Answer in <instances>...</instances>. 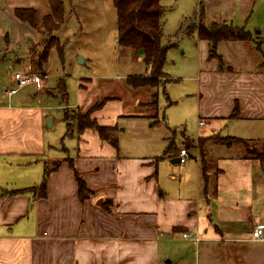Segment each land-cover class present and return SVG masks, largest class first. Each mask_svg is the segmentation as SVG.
<instances>
[{
    "label": "crops",
    "instance_id": "crops-1",
    "mask_svg": "<svg viewBox=\"0 0 264 264\" xmlns=\"http://www.w3.org/2000/svg\"><path fill=\"white\" fill-rule=\"evenodd\" d=\"M16 7L5 4L0 12L8 11L33 28L16 18ZM255 36L250 39L253 55L248 64L226 66L210 57L208 40L199 38V70L194 77L199 82V126L209 131L201 138L228 125L235 129L228 136L246 138L236 132L240 123L249 125L251 135L264 138V37ZM7 38L4 35L6 44ZM4 89L0 264H186L188 259L190 264H239L235 258L224 260L229 243L264 244L252 238L253 228L264 224L263 159L241 152L225 154L235 147L223 146L222 160L215 161L217 173L215 167L205 170L197 157L191 160V152L184 165H177L180 151L166 154L170 137L157 145L149 135L153 123L149 125L144 115L124 113L114 98L92 116L101 125L115 127L110 136L117 138L116 144L93 128L74 124L46 97L32 104V94L15 96L24 88L11 97ZM41 91L48 94L45 87ZM82 103L79 99L72 106ZM236 105L239 116L231 118ZM119 118L137 120L140 131L131 144L116 125ZM46 166L50 169L46 196L37 197L31 190L15 193L38 185ZM77 175L93 194L110 200L108 208L93 194L80 196ZM185 231L196 233L199 240L183 238ZM172 247L171 255L177 259L165 260ZM254 254L257 260L250 264H264V246Z\"/></svg>",
    "mask_w": 264,
    "mask_h": 264
},
{
    "label": "rangeland",
    "instance_id": "rangeland-1",
    "mask_svg": "<svg viewBox=\"0 0 264 264\" xmlns=\"http://www.w3.org/2000/svg\"><path fill=\"white\" fill-rule=\"evenodd\" d=\"M0 2V6L7 4L8 8L12 5L29 4L37 9L40 17L50 10L49 0ZM64 2L66 23L55 30V38L46 35V42L48 38L54 44L43 66L39 64V59L44 50V34L36 28L34 30L20 23L8 11L0 12V35H8V44L6 39L0 37V93L9 86L6 82L13 79L15 71H45L48 77L44 80V87L48 94L29 85L15 96L32 94V104L42 103L44 101L41 100L46 97V100L48 98L51 103L55 102V105L61 107L62 115L74 121V124H79L80 117L92 119L95 106L114 98V104H120L124 113L128 111L144 115L149 125L153 123L149 127V135L158 141L155 142L157 145L165 144V138L168 137L174 140L176 151H180L188 142L200 145L201 149L197 146L189 147L191 160L197 157L201 163L204 162L205 170L210 171L215 167L216 173L218 168L215 161L222 160L219 157L222 155L223 146L235 147L225 154L241 152L246 155L253 151L264 158V138L251 135L250 130H247L248 124L244 126L240 123L237 126L236 132H241L246 137L242 142L229 138L231 144L225 143L228 134H232L230 130H235L230 125L197 142V139L206 137L209 131H202L199 126V82L194 78L200 62L198 29L202 26L211 29L214 24L227 23L231 26H243L245 30H251V38L257 39L255 34H258L260 39L264 37V0H163L162 3L166 7L163 15V44L169 45L164 71L170 79L162 76L156 86H143L138 89L128 84L127 78L139 72L149 75L151 71L145 65L141 52L118 43V19L113 0ZM250 39L218 42L216 52L220 55L221 64H248L253 55L248 49L253 45ZM52 89H59L61 94L53 95L55 90ZM80 90H83V95ZM79 99H83V103L72 106L79 102ZM24 100H27V95ZM203 103L205 104L206 100ZM136 121L128 118H119L116 121L119 130L123 131L122 134L130 144L135 141V134L140 131ZM178 164L184 165V162ZM205 172L207 178V171ZM245 246L229 243L228 248L223 250L224 260L235 258L240 261L239 264L253 263L257 260L255 254L251 255L253 250L264 244L246 243ZM173 250L172 247L165 260L177 259L171 255H175ZM188 261L186 264H190Z\"/></svg>",
    "mask_w": 264,
    "mask_h": 264
},
{
    "label": "trees",
    "instance_id": "trees-1",
    "mask_svg": "<svg viewBox=\"0 0 264 264\" xmlns=\"http://www.w3.org/2000/svg\"><path fill=\"white\" fill-rule=\"evenodd\" d=\"M162 1L163 0H113L118 19V43L123 47L131 48L135 51L141 52L145 65L147 66L148 70L151 71L149 72V75L137 74L127 78L128 84H130L135 89L142 88L143 86L154 87L159 83V79L162 76H166L168 80L170 79V77H168L164 71V65L167 61V49L169 45L163 44V15L166 7L163 5ZM49 3V12L41 17L38 15V11L35 7L19 6L14 9V15L18 20L28 23L31 27L36 28L38 31L44 34V50L43 53L40 54V65L45 63L50 53L51 47L54 44L53 42L49 41L50 39L48 40V38L46 42V35L48 34L49 37L55 38V30L59 29L66 23V9L64 0H49ZM198 35L201 39L208 40L210 44V57H217L219 58V61H221V59L216 52V46L218 42L230 39L249 40L251 38L250 32L245 30L244 27L236 25L231 26L227 23H224L223 25L214 24V27L211 29L202 26L198 29ZM31 51H33V49ZM37 57H39L38 54ZM104 102L105 101L100 102V104L94 108H100ZM155 103H157V101ZM238 116L239 107L236 105L230 117L238 118ZM79 119V124L81 127L93 128L99 132L102 138L110 140L114 144L117 143V138L115 136H110V132L114 130L115 127L101 125L95 118L91 119L90 117H80ZM68 131H71L70 123L68 124ZM229 138L239 142H242L244 139L242 137L228 136L225 138L226 144H231ZM201 139L203 138L197 139V142H200ZM190 146H197L201 149V146L194 142H188V144L181 147V149L185 148L188 151ZM176 148L177 147L174 140L169 139L167 143L166 154L176 151ZM249 152L250 153H247L246 156L261 158L264 160L260 154L256 155L253 151ZM56 165L57 163H53L52 166L54 167ZM49 172L50 169L46 166L43 179L38 185L32 186L29 189L15 190V193H23L25 190H31L37 197L46 196ZM77 179L79 182V192L82 198L88 195L92 196L94 192L87 188L85 182L80 178L79 175H77ZM93 196L101 205L108 208L110 200L99 197L96 194H93Z\"/></svg>",
    "mask_w": 264,
    "mask_h": 264
},
{
    "label": "built area",
    "instance_id": "built-area-1",
    "mask_svg": "<svg viewBox=\"0 0 264 264\" xmlns=\"http://www.w3.org/2000/svg\"><path fill=\"white\" fill-rule=\"evenodd\" d=\"M48 77L47 72L37 71L34 72L31 69H23L16 71L13 74L14 83L4 89V94L11 97L13 94L18 92L20 89L25 88L29 85L34 86L36 89L44 88V80ZM190 157V152L185 148L180 150V162H186ZM183 238L190 240H199L196 233L185 231L182 233ZM252 238L257 241L264 242V224H257L252 230Z\"/></svg>",
    "mask_w": 264,
    "mask_h": 264
},
{
    "label": "water",
    "instance_id": "water-1",
    "mask_svg": "<svg viewBox=\"0 0 264 264\" xmlns=\"http://www.w3.org/2000/svg\"><path fill=\"white\" fill-rule=\"evenodd\" d=\"M49 123H50V119H49V121H48ZM177 161L179 160L178 158L176 159ZM172 162H174L173 160H171Z\"/></svg>",
    "mask_w": 264,
    "mask_h": 264
}]
</instances>
